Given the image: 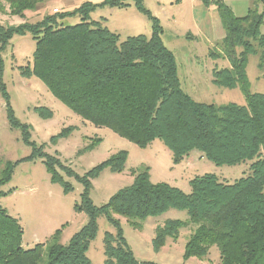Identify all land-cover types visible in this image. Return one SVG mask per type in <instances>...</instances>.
<instances>
[{"label": "trees", "instance_id": "1", "mask_svg": "<svg viewBox=\"0 0 264 264\" xmlns=\"http://www.w3.org/2000/svg\"><path fill=\"white\" fill-rule=\"evenodd\" d=\"M45 1L0 0V13L8 9L10 14L24 18ZM125 1L105 3L125 7ZM134 1L149 14L142 0ZM221 1L215 2L223 35L209 56L225 59L227 66L213 68L212 82L226 88L238 87L245 98L243 105L198 102L187 94L181 87L175 56L164 45L153 17L150 37L139 34L122 41L99 21L89 20L94 8L89 2L75 10L81 21L73 25L60 23L72 14L68 11L43 13L34 21L25 19L18 25L0 23V80L1 52L13 34L28 32L35 39V48L32 64L21 68V74L39 78L55 98L83 120L107 127L139 147L159 139L171 151L174 163L192 150L216 165L250 161V173L232 183L221 181L213 173L195 175L188 181V193L167 182H152L149 166H140L130 171L131 184L119 189L107 203L96 206L89 196L88 176L93 178L104 168L121 172L127 151L119 150L78 178L83 191L74 209L87 214V223L67 244L55 241L48 245L44 262L43 244L24 248L18 218L0 206V264H92L86 252L96 235L100 215L115 228V234H104V264H154L136 260L114 215L123 216L132 227L141 229L145 218L170 208L185 210L187 218L166 219L156 225L154 249L161 248L167 238L177 239L180 228L189 226L185 258L204 259L215 245L219 264H264V93L249 90L245 70L250 54L258 55V67L264 69V33L260 32L264 12L249 8L237 16ZM0 85L3 89V83ZM34 111L43 119L53 116L45 106L34 107ZM8 119L12 126L21 128L27 140L30 126L20 123L10 107ZM68 130H61L59 136H66ZM12 170L13 164L5 162L0 187L10 180ZM58 233L57 229L54 239Z\"/></svg>", "mask_w": 264, "mask_h": 264}, {"label": "rangeland", "instance_id": "2", "mask_svg": "<svg viewBox=\"0 0 264 264\" xmlns=\"http://www.w3.org/2000/svg\"><path fill=\"white\" fill-rule=\"evenodd\" d=\"M105 1L48 0L39 3L35 11H28L24 18L10 14L6 9L0 13V23L18 25L25 19L34 21L43 13L68 11L72 14L66 15L60 23L73 25L81 21L80 14L75 10L89 2L94 5L89 12V20L99 21L118 34L119 41H122L139 34L150 37L153 17L160 27L164 45L175 56L181 87L187 94L198 102L245 104L244 95L238 87L226 88L212 82L213 68L227 66L225 59L209 56V51L217 49L223 35L215 1L142 0V7L149 14L138 8L134 0H126L128 5L125 7L113 6ZM221 2L237 16L244 15L249 8L264 12L262 0ZM260 32L264 33V16ZM34 48L35 39L30 33H15L1 52L0 171L5 162H11L13 170L10 180L0 187L4 192L0 195V206L18 218L23 229L24 248L43 244L42 262L46 260L48 245L55 241L67 244L71 236L87 223V214L74 209V205L80 203L83 191V184L78 178L89 174L94 166L119 150L127 151L121 172L104 168L95 177L88 176L91 182L89 196L96 206L107 203L119 189L131 184L133 176L130 171L140 166H149L152 182H167L185 193L190 192L188 181L195 175L213 173L221 181L232 183L250 173V161L216 165L197 150L190 151L182 161L174 163L171 151L159 139L139 147L107 127L83 120L55 98L39 78L21 74V68L32 64ZM258 63L257 54L248 56L245 68L247 83L251 92L264 93V69H260ZM39 106L50 108L53 116L41 118L34 111V107ZM8 107L20 123L30 126L27 140L20 127L10 124ZM65 128H69V133L59 136ZM98 139L101 140L98 142ZM91 143L96 144L86 149ZM48 157L52 158L51 162ZM114 216L119 219L122 235L140 262L219 264V252L215 245L210 247L204 259L183 256L189 226L180 228L177 239L167 238L161 248L154 249L152 238L155 226L166 219H186L185 210L170 208L160 215L149 216L142 221L141 229L132 227L123 216ZM57 229L59 233L54 239ZM105 232L115 234V228L105 216L100 215L97 217L96 235L86 252L92 264H104Z\"/></svg>", "mask_w": 264, "mask_h": 264}, {"label": "built area", "instance_id": "3", "mask_svg": "<svg viewBox=\"0 0 264 264\" xmlns=\"http://www.w3.org/2000/svg\"><path fill=\"white\" fill-rule=\"evenodd\" d=\"M211 1H216V0H211ZM55 12H57V9H54Z\"/></svg>", "mask_w": 264, "mask_h": 264}]
</instances>
